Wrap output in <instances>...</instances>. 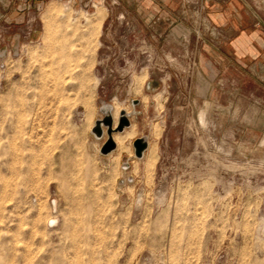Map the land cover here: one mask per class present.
Here are the masks:
<instances>
[{
    "label": "rangeland",
    "instance_id": "obj_1",
    "mask_svg": "<svg viewBox=\"0 0 264 264\" xmlns=\"http://www.w3.org/2000/svg\"><path fill=\"white\" fill-rule=\"evenodd\" d=\"M159 5L0 0V264H264V94L206 108L207 21Z\"/></svg>",
    "mask_w": 264,
    "mask_h": 264
},
{
    "label": "crops",
    "instance_id": "obj_2",
    "mask_svg": "<svg viewBox=\"0 0 264 264\" xmlns=\"http://www.w3.org/2000/svg\"><path fill=\"white\" fill-rule=\"evenodd\" d=\"M165 1L169 11L159 5L154 12L160 17L170 13L178 18L182 0ZM183 1L193 6L198 18L206 19L207 30L214 38V41L205 40L201 46L203 54L198 59L199 72L194 81L200 80L206 85L199 89L200 95L196 97L208 108L213 90L218 98L230 91L250 97L258 91L264 94V0ZM143 12L146 10L140 6L138 13ZM186 25L185 22L174 24L172 28L176 32L183 26L186 29ZM186 32L191 35V28ZM150 87L156 89L153 82H149L147 88ZM197 87H194L195 92Z\"/></svg>",
    "mask_w": 264,
    "mask_h": 264
},
{
    "label": "water",
    "instance_id": "obj_3",
    "mask_svg": "<svg viewBox=\"0 0 264 264\" xmlns=\"http://www.w3.org/2000/svg\"><path fill=\"white\" fill-rule=\"evenodd\" d=\"M139 104L140 102L137 100L132 101L133 106H137ZM104 110H105L106 116H105V119L103 120V125L107 127L109 135H110V140L103 149V153L106 155L116 149V143L114 142L111 136L112 131L122 133L124 132L126 128H129L131 126V122L128 116L126 115V113L122 112L120 114L118 126L115 129H113V126H114V117L112 115L113 108L108 107V108H105ZM99 134H101L100 129H99ZM133 147H134L135 157L137 159H142L144 157L145 152L148 150V147H149L148 140L146 138H139L135 140Z\"/></svg>",
    "mask_w": 264,
    "mask_h": 264
}]
</instances>
